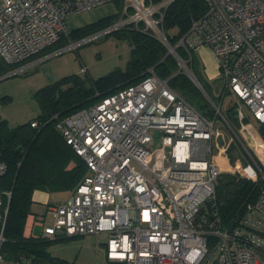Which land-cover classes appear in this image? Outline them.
Here are the masks:
<instances>
[{"label": "built area", "instance_id": "2783aa9c", "mask_svg": "<svg viewBox=\"0 0 264 264\" xmlns=\"http://www.w3.org/2000/svg\"><path fill=\"white\" fill-rule=\"evenodd\" d=\"M112 1L0 0V57L17 68L30 64L7 75L48 59L34 58L69 34V16ZM174 1L125 0L110 28L60 52L131 26L155 34L183 69L177 47L185 48L190 59L192 52L209 49L218 76L225 79V92L239 103L236 112L247 141L243 147L256 159L245 167L241 159L228 158L232 138L228 141L218 124L223 119L231 126L220 105L206 95L213 110L208 118L172 90L169 79L150 70L139 84L58 121V131L83 159L87 174L63 204L48 207L52 225L44 216L37 220L40 237L107 234V257L116 264H264V191L247 203L241 217L226 225L216 188L226 172L264 182V159L258 152L264 139L256 127L245 123L241 105L244 102L264 125V0H205L206 14L194 20L173 47L161 26ZM155 132L160 134V147L151 152L148 146L154 143ZM6 171L0 158V264L9 212L1 189Z\"/></svg>", "mask_w": 264, "mask_h": 264}, {"label": "trees", "instance_id": "16d2710c", "mask_svg": "<svg viewBox=\"0 0 264 264\" xmlns=\"http://www.w3.org/2000/svg\"><path fill=\"white\" fill-rule=\"evenodd\" d=\"M207 10L205 0H175L170 4L165 11L161 29L171 46L175 47L191 29L192 22L202 18ZM117 18L105 17L70 30L69 34L63 36L56 45L34 59L46 55L55 48H65L70 43L96 35L110 28ZM112 33L130 44V59L125 69L116 68L99 79L72 74L41 88L35 94L41 107V114L16 128H11L0 116V158L7 167L1 180V189L5 193V204L9 205L2 255L12 264H68L46 252L47 246L68 237L49 240L25 236L27 219L32 214L33 193L36 190L44 191L50 188L72 192L87 174V166L83 159L67 145L58 131L59 120L81 109L89 108L123 89L139 84L150 76V70H154L162 80L169 79V87L203 115L208 118L213 115L211 104L205 95L188 75L179 69L177 59L173 55H168V48L155 34L145 31L143 26L138 28L131 26ZM176 51L183 61L190 63L194 71V52L190 59L185 48L179 46ZM16 68L17 66L8 65L0 57V78ZM202 87L209 95L207 87L204 85ZM230 119L231 121H228L229 119L227 121L238 131L240 122L236 108L231 109ZM34 121L39 123V127L31 126ZM245 123H248L247 119ZM258 131L264 139V125L260 124ZM234 148L236 147L232 145L230 155ZM248 164L244 162V165ZM223 176L226 182L222 185L219 178L216 186L217 201L222 221L228 225L243 215L247 203L256 201L264 191V182L254 183L231 175ZM7 193L11 194L10 199Z\"/></svg>", "mask_w": 264, "mask_h": 264}, {"label": "rangeland", "instance_id": "374dc122", "mask_svg": "<svg viewBox=\"0 0 264 264\" xmlns=\"http://www.w3.org/2000/svg\"><path fill=\"white\" fill-rule=\"evenodd\" d=\"M125 4V0H113L108 4L113 5L116 9V12L111 16L118 17V14L123 11ZM100 9L101 7L93 8L90 12H84L82 15H88L90 13L98 15ZM89 20V17H87L83 21L87 22ZM117 20L118 18L116 21ZM67 46L65 48H55L49 51L46 55L36 61L46 57L49 58L37 64L35 67L30 68L31 70L29 69L28 71L18 72L14 76L0 80V116L8 122L11 128H16L19 125L29 123L41 114V107L35 98L36 92L41 88L72 74L99 79L108 75L116 68L125 69L130 59V44L112 32L109 34H102L87 41L80 45L77 50L71 49L60 52L66 49ZM194 55V71L190 63L183 61L182 64L200 84L207 87L211 100H213L216 105H220L223 116L226 120L229 119L228 121H231L230 111L238 106L239 103L237 99L234 95L225 92V79L222 76H218L213 82L209 83L205 80L200 62L198 61L195 52ZM28 65L17 68L16 70H20ZM180 67L181 65L179 64V69ZM186 68L183 69V72L186 71ZM83 69H87L88 72L84 73ZM205 97L210 101L207 96ZM241 105L246 113L247 121L256 127L258 131L260 124L255 120L252 111L244 102H241ZM218 126H222V130L224 131L227 140L229 141V139L232 138L233 143L231 145L236 147L228 158L234 161L236 159H241L243 164L246 161L249 165H252L255 154L253 152H251L253 154H250L245 147H243V145H247V141L245 140L244 135H242L241 127H239L237 131L230 125L231 130L227 124L224 123L223 119H221V124L219 123ZM153 137L155 139L154 143L148 146L151 152L160 147L159 132H155ZM244 166L247 167V165ZM137 169L141 170L140 167H137ZM226 173L223 175H229ZM223 175L220 177L222 185L226 182ZM218 183L219 182H217V184ZM48 190L51 191L54 200L58 204L64 203L70 196V192L68 191H59L53 188ZM46 212L47 211H44L41 216L46 217L47 225H52V219L47 216ZM41 233V227H35L33 229L34 237H39ZM107 242V234L65 238L64 240H60L47 246L46 252L53 258L63 260L68 264H116L108 260ZM4 264H12V262L7 261L4 258Z\"/></svg>", "mask_w": 264, "mask_h": 264}, {"label": "crops", "instance_id": "0c3cea01", "mask_svg": "<svg viewBox=\"0 0 264 264\" xmlns=\"http://www.w3.org/2000/svg\"><path fill=\"white\" fill-rule=\"evenodd\" d=\"M103 7H101L100 13L98 15H94L93 13H90L88 15H82L81 14V15L69 16L68 17L69 29L72 31V30L81 28V27L86 26L88 24L94 23V22H96L102 18L111 16L116 12V9H115V7H113V5H105ZM87 17H89L90 20L87 22H84L83 20ZM195 53L198 57V61L200 62L205 80L208 83L213 82L218 77V68H217L215 58H214L212 52L207 48H201L199 51H197ZM86 71L88 72L87 69H86ZM73 192L74 191L70 192V196L73 194ZM54 205H60V204H58L54 200L53 195H52L50 190H44V191L36 190L33 193L32 214L29 215V217L27 219L26 227H25V236L26 237L33 236V229L35 227H40L37 225V220L41 217V215L43 214L44 211H47L49 206H54Z\"/></svg>", "mask_w": 264, "mask_h": 264}, {"label": "water", "instance_id": "95a60500", "mask_svg": "<svg viewBox=\"0 0 264 264\" xmlns=\"http://www.w3.org/2000/svg\"><path fill=\"white\" fill-rule=\"evenodd\" d=\"M168 55H172V54L169 52ZM180 70L183 71V68L180 67ZM185 70H186V71H185L184 73H186V74L188 75V77H189V78L191 79V81L195 84V86H196V87H197L202 93H204L205 95H207V93L205 92L204 88H203L202 85L197 81V79H196L193 75H191V74L187 71V69H185ZM8 77H10V75H6V76L2 77V78H0V80H1V79H4V78H8ZM207 96H208V95H207ZM208 97H209V96H208ZM217 141H218L220 147H223V146H224L225 142H224L223 136H219L218 139H217Z\"/></svg>", "mask_w": 264, "mask_h": 264}, {"label": "bare ground", "instance_id": "6f19581e", "mask_svg": "<svg viewBox=\"0 0 264 264\" xmlns=\"http://www.w3.org/2000/svg\"><path fill=\"white\" fill-rule=\"evenodd\" d=\"M260 147H261V148H260ZM258 148H259V150H258L259 155L261 156V154H264V145L261 144V146H259ZM261 158L264 159V157H262V156H261Z\"/></svg>", "mask_w": 264, "mask_h": 264}]
</instances>
